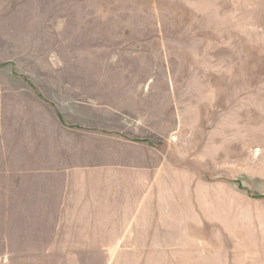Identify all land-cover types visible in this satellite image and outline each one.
<instances>
[{"label": "rangeland", "instance_id": "obj_1", "mask_svg": "<svg viewBox=\"0 0 264 264\" xmlns=\"http://www.w3.org/2000/svg\"><path fill=\"white\" fill-rule=\"evenodd\" d=\"M0 74L77 100L148 167L110 248L0 264H264V0H0Z\"/></svg>", "mask_w": 264, "mask_h": 264}, {"label": "crops", "instance_id": "obj_2", "mask_svg": "<svg viewBox=\"0 0 264 264\" xmlns=\"http://www.w3.org/2000/svg\"><path fill=\"white\" fill-rule=\"evenodd\" d=\"M12 78L0 80V248H110L137 219L142 191L146 199L147 161L126 156L143 146L91 130L77 100Z\"/></svg>", "mask_w": 264, "mask_h": 264}]
</instances>
